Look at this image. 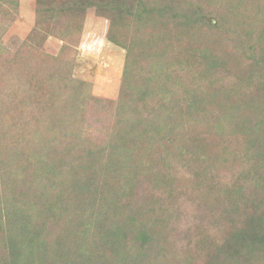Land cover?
<instances>
[{
  "label": "rangeland",
  "instance_id": "rangeland-1",
  "mask_svg": "<svg viewBox=\"0 0 264 264\" xmlns=\"http://www.w3.org/2000/svg\"><path fill=\"white\" fill-rule=\"evenodd\" d=\"M263 81L264 0H0V264H264Z\"/></svg>",
  "mask_w": 264,
  "mask_h": 264
},
{
  "label": "trees",
  "instance_id": "trees-1",
  "mask_svg": "<svg viewBox=\"0 0 264 264\" xmlns=\"http://www.w3.org/2000/svg\"><path fill=\"white\" fill-rule=\"evenodd\" d=\"M126 12H129V11H126ZM118 13L122 14L123 10L120 9V11ZM263 84H264V81H263ZM126 96H127V91L125 90L124 94L122 95V99H121L122 103H123V100H125ZM122 103H121V105H122ZM177 107L179 108L178 115L180 114V116L182 118L184 117L186 119V121H189V122L195 121V119L193 118V113L195 112V102H193V100H190L187 103L178 104ZM154 114H157V112H155ZM146 116L144 114L139 116L140 120H139V122L136 123L137 126H139L138 131H136V132H138V134H141L142 131L146 129L145 127H147L148 124L150 125L151 128H154L155 130H158V128H159L158 126H155V124H154L155 122L158 121L159 118L157 119L155 116H148V115H146ZM252 122H253L252 120L251 121L244 120L243 122L240 121V126L236 129L239 132L247 133L248 125H251ZM149 137L152 139V137L150 135H149ZM47 167L51 170V164Z\"/></svg>",
  "mask_w": 264,
  "mask_h": 264
}]
</instances>
